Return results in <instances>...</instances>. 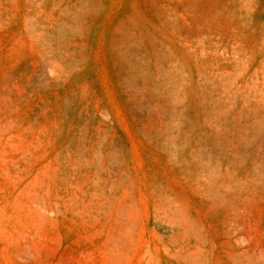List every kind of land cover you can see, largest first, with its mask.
I'll return each instance as SVG.
<instances>
[{
	"label": "rangeland",
	"instance_id": "1",
	"mask_svg": "<svg viewBox=\"0 0 264 264\" xmlns=\"http://www.w3.org/2000/svg\"><path fill=\"white\" fill-rule=\"evenodd\" d=\"M0 264H264V0H0Z\"/></svg>",
	"mask_w": 264,
	"mask_h": 264
}]
</instances>
